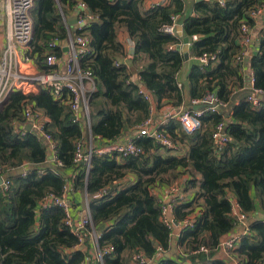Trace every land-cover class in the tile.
I'll use <instances>...</instances> for the list:
<instances>
[{
  "label": "trees",
  "instance_id": "16d2710c",
  "mask_svg": "<svg viewBox=\"0 0 264 264\" xmlns=\"http://www.w3.org/2000/svg\"><path fill=\"white\" fill-rule=\"evenodd\" d=\"M147 1L35 0L33 39L25 58L45 72L49 53L64 57L63 48L50 47L53 41L63 44L70 34L85 36L89 52L80 61V69L93 73L95 90L88 96L89 127L83 113L74 122L71 95L65 90L58 99L45 88L32 96L14 91L0 104V176L11 182L7 190L0 188V264H100L88 262V252L82 249L90 248L93 231L101 234L102 252L114 248L113 253L104 254L103 264H139L133 260L135 254L153 260L151 264H228L218 253L219 245L240 227L234 204L247 216L249 226L230 255L238 264H264V98L257 107L248 100L253 89L247 88L244 72L245 64L249 65L254 88L264 91V18L255 21L251 17L264 0H225L223 5L218 0L191 5L188 0H169L150 8ZM81 2L94 20L74 30L66 21ZM174 16H179L185 36L199 37L192 46L195 57L205 53L217 57L209 66L191 67L187 99L178 80L186 63L178 49L183 39L163 31ZM243 24L258 34L246 49L242 65L236 59L244 51ZM123 29L134 44L131 67L117 65L120 58H126L118 37ZM255 44L259 49L249 56ZM139 84L159 108L171 106L176 111L185 106L192 111L193 102L209 93L220 106L210 112L203 105L200 127L189 134L175 119L170 120L167 130L179 145L188 147L186 157L173 156L152 138H140L135 143L143 155H95L86 175L74 164L79 142L112 143L151 117ZM28 106L47 119L45 131L55 143V160L49 161L46 141L23 129ZM222 122L229 141L219 151L213 132ZM20 168L24 174L17 173ZM183 175L190 177L183 191L193 194V199L174 205L175 222L199 208L202 213L177 239L187 258L155 260L158 247L170 250L173 235L161 220L163 203L155 192L175 185ZM128 177L135 180L117 190ZM69 182L88 197L92 226L83 231V241L66 225L62 208L40 210L46 197L63 196ZM104 189L108 193L98 198ZM202 246L209 252H198Z\"/></svg>",
  "mask_w": 264,
  "mask_h": 264
},
{
  "label": "built area",
  "instance_id": "2783aa9c",
  "mask_svg": "<svg viewBox=\"0 0 264 264\" xmlns=\"http://www.w3.org/2000/svg\"><path fill=\"white\" fill-rule=\"evenodd\" d=\"M35 0H8L7 12L10 22V36L11 42L5 53L0 55V104L6 99L10 92L19 91L26 96L36 95L41 89H49L56 99L60 98L62 92L65 90L71 95V109L75 113L76 117L74 122L80 120V113H83L87 118V125L89 127V94L95 90L94 77L91 71H82L80 69V61L89 52V39L85 36H76L75 34L69 35L68 52H64L63 58H57L54 54L49 53L47 56V71L36 69L23 61H19L20 52L25 56L26 51L29 50V45L33 39L34 22L32 18V10L34 8ZM223 5L225 0H218ZM78 20L77 28L82 29L90 21L94 20V16L90 13L88 6L81 2L75 13ZM251 17L255 21H260L264 18V5L257 7L251 13ZM179 16L172 17V24L165 26L163 31L170 35H178V28L183 27L179 24ZM68 23V21H66ZM243 40L242 45L244 51L237 57V63L244 64L246 49L252 44L253 33L247 24L242 26ZM199 39L198 36L189 37V47L193 46V43ZM183 42L180 47H182ZM63 48V44L59 41H53L50 44L51 48L56 47ZM65 58V61H62ZM196 64L201 67L209 66L211 63L217 60L214 54H203L199 57H195ZM64 63L63 69H60V63ZM120 65V62L117 64ZM132 82V79L130 80ZM129 81V82H130ZM140 78L138 77L137 83ZM90 82L93 85V90L87 91L85 83ZM249 84L252 86L253 93L249 96L248 100L257 107L259 100L264 98V91L254 88L253 73ZM179 87L182 88V83L179 82ZM139 91L150 104L151 117L144 123L139 125L136 130V134L126 140L124 143H108L107 147L103 149H97L93 145L92 139H90V146L85 148L83 142L77 144V149L74 157V164L80 167V170L86 175L89 173L93 157L106 156L110 154H117L121 158L128 157H140L144 154V150L135 143V139L140 138H152L158 144L171 152H178L182 145L174 140L172 135L167 130V126L171 119H175L180 123L181 129L184 133L189 134L194 132L200 127V118L203 116L204 111L202 106H207V111L216 112L220 104L218 98L209 93L204 99L196 100L193 102L196 105L194 110H188L187 108L179 109V112L170 113L167 119L160 122L159 128L154 126L152 115L155 110V102L152 94L147 91L141 84H139ZM201 107L200 110L196 108ZM24 118L26 122L32 125L30 132H36L39 137L46 141L49 145L52 153V160H55V143L50 134L45 131L46 118L39 114H36L33 109L28 106L24 110ZM213 140L216 149L221 151L228 143L229 138L225 133V124L219 123L216 125L213 132ZM25 170V169H24ZM25 173V172H24ZM11 182L9 179L4 180L0 188H9ZM70 182L64 188L63 196H48L40 204L41 209H47L52 206H58L62 208L66 213V225L72 229V231L80 237L83 241L84 233L89 226H92V214L89 207L88 197L86 196V206L83 210V214L78 221L74 219V210L68 199ZM157 190V189H156ZM108 193V189L100 191L97 195L98 198H102ZM193 199V196L185 193L180 186L172 185L168 188V193L164 198H160L163 203L161 220L163 224L174 232L176 228L185 230L193 227L197 219L201 215V209H197L194 214L190 215L187 219L175 222L174 218V205L177 203H187ZM233 214L237 218L238 223L245 230L241 234H234L226 238L220 245L219 250L228 254L235 249L236 242L240 239L241 235L245 234L248 229L247 216L241 212L238 205H233ZM95 247L98 249L97 260L100 264H103L104 254H111L114 252L113 247L104 248V252L99 249L98 241L101 238V234L96 231L92 232ZM163 251L161 247L157 248V255L155 260L158 259L159 254ZM198 252L208 253L209 250L206 247H201ZM133 260L139 264H151L153 260L148 259L143 254H135Z\"/></svg>",
  "mask_w": 264,
  "mask_h": 264
},
{
  "label": "crops",
  "instance_id": "0c3cea01",
  "mask_svg": "<svg viewBox=\"0 0 264 264\" xmlns=\"http://www.w3.org/2000/svg\"><path fill=\"white\" fill-rule=\"evenodd\" d=\"M7 1L8 0H0V55L4 54L5 51L8 49L10 42H11V36H10V22H9V18H8V12H7ZM169 2V0H150L147 1L146 3V7L150 8V7H154L155 5H161V4H167ZM188 2L190 3H194L197 2L196 0H188ZM76 17L75 14L71 15L70 18ZM69 18V19H70ZM180 26H182L181 22L179 21ZM74 30L76 29L77 26H74ZM179 31V28H178ZM256 33L258 34V31L256 29H254L253 31V36L256 37ZM179 35V33H178ZM183 35L184 34V29H183ZM119 41L124 45L125 48V52H126V58H120V63L124 64V65H129L130 67L132 66V55H133V51H134V44L132 42V40L129 37L128 32L123 29L122 31H120L119 35ZM181 37V36H180ZM183 39V37H182ZM259 47L258 44H255L254 47H252V49L249 50L248 55L252 56L254 54L257 53ZM20 57L19 61H23L26 62L28 64H31L32 67H36V69H39V67L31 60H27L25 58V56L20 52ZM65 61V58L62 60ZM186 64V63H185ZM196 64V60H195V52L194 50H192V46L190 47V61H189V67L184 66V68L182 69V71L179 73L178 75V80L180 83H182L184 89H185V95H186V99L188 98V90H189V74H190V69L193 65ZM64 67V63L61 62L60 63V69H63ZM244 72L246 77L248 78V83H247V88L250 79H251V70L249 68V65L245 64V68H244ZM86 89L87 91H91L93 90V85L90 82H86L85 83ZM183 108H187V107H183ZM175 112H179V109H177L176 111H174V109L171 106H164L162 108H159L156 103H155V110L154 113L152 115L153 118V122H154V126L156 128H159L160 126V122L162 120L167 119L168 114L170 113H175ZM179 123V122H178ZM30 123H26V125L23 127L24 130L27 131V127L29 126ZM136 134V131L133 133H126L124 134V136H122L120 139H118L117 141H114L116 143H124L126 140H129L130 138H132L134 135ZM112 142V143H114ZM108 143L106 141H96L95 143L93 142V145L95 148L97 149H103L105 147H107ZM111 144V143H110ZM90 146V142L86 145H84L85 148ZM171 154L173 156L176 157H186L188 154V147H182L180 148V150L178 152H171ZM50 158H52V153L50 151ZM49 161H52L49 159ZM25 171V170H24ZM188 175H183L181 177H179L174 184L177 186H180L181 189H183L185 187V180L189 179ZM200 177H198L199 179ZM133 180H135L134 177H128L127 179H125L124 181L120 182L117 186V190L119 189H124L127 187V185L132 182ZM71 187L69 189V195H68V199L72 205L74 212V219L75 221H78L81 218V215L83 214V210L85 209L86 206V196L82 193L76 192L73 188V184H71ZM168 188L169 186H164L161 188H157L156 190V194L160 197V198H164L167 193H168ZM190 196H193V194H189ZM249 226V223H248ZM245 228L244 227H239L237 228L234 233L231 235L233 236L234 234H238V233H242L244 232ZM181 229L176 228L173 232L172 235V241H171V248L168 251L163 250L158 258L162 259L163 257H169V258H173V259H178L179 262H181L182 260L179 259V257L182 258H187V255L185 254L184 249L180 248L177 244V239L179 238ZM230 236V237H231ZM90 248L87 249L86 246H82L83 251L88 252V262H96L97 261V256H98V249L95 247L93 238L91 237L90 240ZM218 258L219 259H224L225 261L228 262V264H238L237 261L228 253L224 252V251H219L218 253Z\"/></svg>",
  "mask_w": 264,
  "mask_h": 264
},
{
  "label": "water",
  "instance_id": "95a60500",
  "mask_svg": "<svg viewBox=\"0 0 264 264\" xmlns=\"http://www.w3.org/2000/svg\"><path fill=\"white\" fill-rule=\"evenodd\" d=\"M197 2H200V1H202V0H196ZM77 23H78V20H77V18L76 17H73V18H70V19H68V25L70 26V27H74V26H76L77 25ZM178 33H179V36H181V37H183V45H182V47H179L178 49L183 53V55H184V58H185V61H186V64H185V66L186 67H189V61H190V47H189V37L188 36H184L183 35V27H179V31H178ZM69 42H70V40H66V41H64L63 42V50H64V52L65 53H67L68 52V45H69ZM248 88H252V86L251 85H248ZM197 110H200L201 109V107L199 106L198 108H196ZM32 130V125L31 124H29V126L27 127V131H31ZM50 160H52V158H50ZM24 168H20L19 170H18V174H24ZM4 180H7L6 179V177H4V176H0V185H2L3 184V182H4Z\"/></svg>",
  "mask_w": 264,
  "mask_h": 264
},
{
  "label": "rangeland",
  "instance_id": "374dc122",
  "mask_svg": "<svg viewBox=\"0 0 264 264\" xmlns=\"http://www.w3.org/2000/svg\"><path fill=\"white\" fill-rule=\"evenodd\" d=\"M179 150H180V148H179Z\"/></svg>",
  "mask_w": 264,
  "mask_h": 264
}]
</instances>
